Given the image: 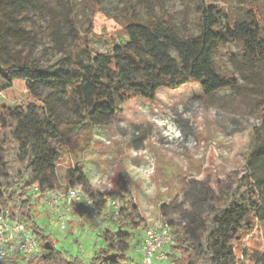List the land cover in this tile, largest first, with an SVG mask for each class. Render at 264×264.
Returning a JSON list of instances; mask_svg holds the SVG:
<instances>
[{"label": "trees", "instance_id": "16d2710c", "mask_svg": "<svg viewBox=\"0 0 264 264\" xmlns=\"http://www.w3.org/2000/svg\"><path fill=\"white\" fill-rule=\"evenodd\" d=\"M143 1V6L137 0L136 5L116 9L99 0H87L83 29L71 0H0V79L6 86L26 80L53 82L68 89L83 119L93 126L110 125L119 105L133 97L152 100L159 89L176 90L188 82L199 84L207 98L226 90L250 97L261 121L253 128L255 141L241 172L230 175L228 182L217 180L216 188L191 180L184 189L189 207L181 208L183 219L176 222L162 214L171 224L173 239L164 264H264V246L248 243L264 223V182L260 184L253 172L264 166V31L259 5L256 0H244L243 12L224 13L223 21L218 6L194 0L196 27L190 32L163 10L164 0H155L160 15L150 1ZM30 12L45 15V31L52 46L66 52L77 69L37 61L33 56L37 36L28 28ZM97 13L121 26L105 52L89 43ZM231 43L241 59L230 53L237 70L228 72L220 67L218 57ZM78 53L83 63L77 60ZM40 101L0 105V211L7 210L10 218L24 223L41 253L23 261L125 264L132 259L128 255L131 240L144 224L126 174L118 178L110 193L90 187L78 170H68L65 175V188L80 186L101 214H105L108 196L119 202V217H111L116 229L100 233L103 245L87 263L78 256H66L38 224L32 188L37 186L41 192L56 188V167L67 151L44 101ZM78 211L74 206L73 212L79 215ZM12 258L0 264H14Z\"/></svg>", "mask_w": 264, "mask_h": 264}, {"label": "rangeland", "instance_id": "374dc122", "mask_svg": "<svg viewBox=\"0 0 264 264\" xmlns=\"http://www.w3.org/2000/svg\"><path fill=\"white\" fill-rule=\"evenodd\" d=\"M71 1L75 18L84 29L87 0ZM99 1L116 9L137 4V0ZM138 1L145 5V1ZM148 1L160 15L156 1ZM207 1L222 10L223 21L226 20L224 13L238 15L245 5L244 0ZM256 1L264 31V0ZM193 4L194 0H164L163 10L178 26L184 23L188 31L195 32ZM142 11L141 8V14ZM46 25L47 18L43 13L30 12L28 28L37 36L33 56L42 64L77 69L66 52H59L52 46ZM93 31L90 46L105 52L107 44L120 33L121 26L113 18L97 13ZM230 53L241 59L237 47L231 43L222 48L218 63L224 70L233 72L237 69L229 59ZM77 60L84 62L79 53ZM40 100L44 101L56 131L67 145V151L56 167L57 189L65 188L68 170L80 171L90 187L103 193H110L121 175L128 176L131 193L144 219L143 229L131 240L129 256L136 254L146 226L162 214L176 222L183 219L181 208L189 207L184 189L191 180L216 188L217 180L228 182L230 175L241 172L255 141L253 128L259 127L261 121L250 97L226 90L207 98L199 84L188 82L176 90L161 88L152 100L133 97L119 105V112L110 125L93 126L83 119L80 107L69 96L68 89L53 82L26 80L6 86L0 79V105L14 107L27 102L42 103ZM253 172L262 184L264 166ZM261 195L264 196V192ZM36 202L37 222L46 234L51 235L56 247L66 256H78L85 263L103 245L100 233L117 227L110 215H101L102 224L97 226L82 212L78 211L80 214L77 215L72 211L65 227L60 228L51 215L46 216L47 208L41 200ZM248 239L250 245L263 247L264 223ZM35 244L28 247L26 253L15 252L12 255L14 264H25L23 258L40 255Z\"/></svg>", "mask_w": 264, "mask_h": 264}, {"label": "built area", "instance_id": "2783aa9c", "mask_svg": "<svg viewBox=\"0 0 264 264\" xmlns=\"http://www.w3.org/2000/svg\"><path fill=\"white\" fill-rule=\"evenodd\" d=\"M33 195L40 199L48 212L64 228L73 207L88 216L97 226L102 224L101 214L94 200L80 186L64 189H47L41 192L37 186L32 188ZM104 215L118 218L119 202L112 196L106 198ZM31 232L23 222L10 218L7 210L0 211V262L15 252H28L31 245H36ZM173 243L171 224L162 217L148 224L143 231L137 252L139 261L133 259L125 264H162L168 259Z\"/></svg>", "mask_w": 264, "mask_h": 264}, {"label": "crops", "instance_id": "0c3cea01", "mask_svg": "<svg viewBox=\"0 0 264 264\" xmlns=\"http://www.w3.org/2000/svg\"><path fill=\"white\" fill-rule=\"evenodd\" d=\"M48 211V210H47ZM47 211H45V213H46V216H48V218L50 217L49 215H50V213L49 212H47ZM54 219V218H53ZM54 221H56L55 219H54ZM143 235V234H142ZM132 253V252H131ZM130 253V254H131ZM135 255L133 256V254H131V258L135 261V262H138L139 261V258H140V255H139V253L137 252V250L135 251ZM163 264V263H162Z\"/></svg>", "mask_w": 264, "mask_h": 264}]
</instances>
